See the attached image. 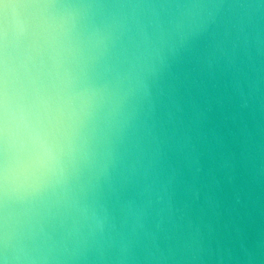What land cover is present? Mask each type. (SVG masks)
I'll return each mask as SVG.
<instances>
[{
    "label": "water",
    "instance_id": "obj_1",
    "mask_svg": "<svg viewBox=\"0 0 264 264\" xmlns=\"http://www.w3.org/2000/svg\"><path fill=\"white\" fill-rule=\"evenodd\" d=\"M0 264H264V0H0Z\"/></svg>",
    "mask_w": 264,
    "mask_h": 264
}]
</instances>
